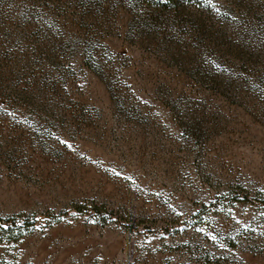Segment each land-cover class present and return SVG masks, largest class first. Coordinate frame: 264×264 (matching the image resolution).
<instances>
[{"label": "rangeland", "instance_id": "obj_1", "mask_svg": "<svg viewBox=\"0 0 264 264\" xmlns=\"http://www.w3.org/2000/svg\"><path fill=\"white\" fill-rule=\"evenodd\" d=\"M0 216V264H264V0H0Z\"/></svg>", "mask_w": 264, "mask_h": 264}, {"label": "trees", "instance_id": "obj_2", "mask_svg": "<svg viewBox=\"0 0 264 264\" xmlns=\"http://www.w3.org/2000/svg\"><path fill=\"white\" fill-rule=\"evenodd\" d=\"M81 210V207H77ZM98 216H101L102 212L100 209H96ZM27 225H19L14 219H5L0 216V237L3 239H18L22 235V230L26 228Z\"/></svg>", "mask_w": 264, "mask_h": 264}]
</instances>
